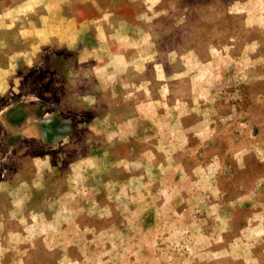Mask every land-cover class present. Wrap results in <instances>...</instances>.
Segmentation results:
<instances>
[{"label": "rangeland", "instance_id": "374dc122", "mask_svg": "<svg viewBox=\"0 0 264 264\" xmlns=\"http://www.w3.org/2000/svg\"><path fill=\"white\" fill-rule=\"evenodd\" d=\"M0 264H264V0H0Z\"/></svg>", "mask_w": 264, "mask_h": 264}, {"label": "crops", "instance_id": "0c3cea01", "mask_svg": "<svg viewBox=\"0 0 264 264\" xmlns=\"http://www.w3.org/2000/svg\"><path fill=\"white\" fill-rule=\"evenodd\" d=\"M76 27H78L77 25L75 26L73 21H70L69 23L66 22V27H64L63 29H53V28H43L41 25H39L38 23H36L35 25V30H34V34L35 35H39L41 34L43 31L48 32V31H53V34L50 35V37H55V38H72L75 35L78 36V34H76Z\"/></svg>", "mask_w": 264, "mask_h": 264}]
</instances>
